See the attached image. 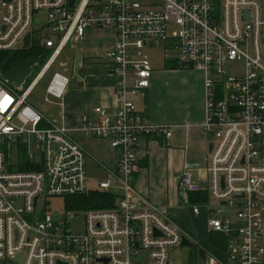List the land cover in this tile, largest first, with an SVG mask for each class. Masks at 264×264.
<instances>
[{
	"label": "built area",
	"instance_id": "built-area-1",
	"mask_svg": "<svg viewBox=\"0 0 264 264\" xmlns=\"http://www.w3.org/2000/svg\"><path fill=\"white\" fill-rule=\"evenodd\" d=\"M145 1L0 0V51L23 47L35 14L46 11L49 34L41 44L51 52L45 65H32L31 75L40 70L30 83L18 88L0 78V264H174L171 253L185 235L135 186L141 140L172 136L132 99L151 85L145 50L162 44L177 68L206 75L203 130L215 137L208 183L195 178L201 164L185 163L179 175L182 204L211 196L223 215L211 209L208 227L226 236L225 258L202 247L206 264H264V0ZM95 28L116 32L106 58L121 82L116 107L93 109L96 118L87 117L82 132L115 152L114 169L95 160L106 173L99 191L115 199L108 209L73 211V218L83 213V228L74 232L49 208L52 198L66 205L95 192L87 188L89 155L28 99L68 44ZM70 85L56 74L47 93L60 100Z\"/></svg>",
	"mask_w": 264,
	"mask_h": 264
},
{
	"label": "crops",
	"instance_id": "crops-1",
	"mask_svg": "<svg viewBox=\"0 0 264 264\" xmlns=\"http://www.w3.org/2000/svg\"><path fill=\"white\" fill-rule=\"evenodd\" d=\"M115 38L114 30L95 28L88 30L83 40L71 41L82 43L74 59L80 71L77 74L75 72L73 82L71 81L63 95V103L60 106L62 123L54 124L68 129L74 136L81 133L83 138L93 139L82 132L85 119L96 118L93 112L96 107L106 109L116 107V87L121 78L110 73V64L106 58V53ZM39 45L43 46L41 42ZM45 50L46 53H51ZM166 62L171 68L166 67L168 65ZM166 62L152 64L153 77L150 88L143 95L132 97L140 114L154 125L172 130L169 139L155 133L141 140L137 148L138 169L135 186L140 193L160 206L168 220L192 240L198 236V232L190 229L189 234L192 237L185 233L180 226L185 229H189L190 226L176 219L175 213L180 209V205H184L179 197V175L183 171L184 163L202 165L201 169H196L199 172H195V178L203 187L207 186L209 179L206 165L209 144L212 141L203 130L206 120V75L202 71L181 70L168 60ZM188 160L190 162H187ZM110 168H115V152L114 163ZM202 197V195L194 197V200L198 201L192 203H202L200 201ZM169 217L177 220L179 224ZM212 233L215 239L220 236L225 239L223 250L214 245L213 252L211 251L218 258L224 259L227 248L226 236L214 231ZM201 257L202 264H206L207 260L202 250ZM190 264L196 262L192 261Z\"/></svg>",
	"mask_w": 264,
	"mask_h": 264
},
{
	"label": "rangeland",
	"instance_id": "rangeland-1",
	"mask_svg": "<svg viewBox=\"0 0 264 264\" xmlns=\"http://www.w3.org/2000/svg\"><path fill=\"white\" fill-rule=\"evenodd\" d=\"M154 1L156 0H146L145 2L151 3ZM47 22L48 19L46 11L38 12L35 14L34 22L30 29L34 40L36 39L39 42H42L47 37V35L49 34L46 26ZM53 38L55 44L57 45L60 40L59 37L55 36ZM81 45L82 43L78 44L70 42L68 46L60 53L58 58L52 63L47 72L39 80L31 94L29 95L28 102L35 109H37L46 120L52 123H62V121L60 120V106L63 101L62 99L58 100L50 96L47 93V89L56 74L66 76L73 82L75 72L77 74V72L80 71L74 59L77 49L81 48ZM20 50H23L22 45H19L12 52H18ZM145 53L148 55L151 64H164L168 60L167 57L170 56L169 52L165 50L164 44H162V46L158 45L156 47H149L145 50ZM50 55L51 53H47L43 65L49 59ZM39 70V68L33 69L32 75L27 79V83H30L35 78ZM77 136V139L85 146V149L89 155L87 160V188L89 190L98 192L100 190L98 183L100 180L105 179L106 173L99 167L95 160L100 163H106L109 168L112 167L114 163V150L109 146L107 142H104L102 140L85 139L81 136V133ZM208 136L210 141L215 140V137L213 135ZM187 162H190V160H188ZM195 172L198 173L199 171L196 170ZM99 192L101 193V191ZM172 192L174 193V188H172ZM50 205V213L58 215V217H60L62 221L67 220L70 223L74 232L82 230L83 213L81 214L80 218H73L74 213L73 211H69L66 208L63 198H52ZM194 205L199 207L200 213L198 216H195L192 212L193 204H185L182 206L180 205V209L175 213L176 219H178L179 221L181 220L183 224L190 226L189 229H185L184 227L179 225L180 228L190 237L192 236L189 234V231L190 229H193L194 232H198V236L196 238H192V240H194L195 242V246L192 247L194 249L188 247H179L172 251L171 256L174 260V264H190L192 261L196 262V264H202V247H207L212 251V248H214L215 246L219 247L222 250L225 246V239L222 236L215 239L214 234L208 227L209 211L211 209L216 211L215 214H217L219 218L223 217V215L217 213L219 207L218 202L210 196L207 201ZM171 220L177 223V225L179 224L177 220L173 218H171Z\"/></svg>",
	"mask_w": 264,
	"mask_h": 264
},
{
	"label": "trees",
	"instance_id": "trees-1",
	"mask_svg": "<svg viewBox=\"0 0 264 264\" xmlns=\"http://www.w3.org/2000/svg\"><path fill=\"white\" fill-rule=\"evenodd\" d=\"M46 55V50L43 46L39 45V41L36 39L28 50H20L18 52L0 51V78L4 77L6 73L27 59L31 60L32 64L38 63L39 67H41L45 61ZM166 67L171 68V65L168 63ZM194 197L196 196H192V202L196 203L198 200H194ZM114 199L115 198L112 194H106L103 192L100 193L98 191L76 196L73 198V200L71 198L69 203H67L65 206L69 211H78L84 209H108L113 207Z\"/></svg>",
	"mask_w": 264,
	"mask_h": 264
},
{
	"label": "water",
	"instance_id": "water-1",
	"mask_svg": "<svg viewBox=\"0 0 264 264\" xmlns=\"http://www.w3.org/2000/svg\"><path fill=\"white\" fill-rule=\"evenodd\" d=\"M75 2V0H70V4L73 5ZM248 11L244 12L245 18L247 17ZM31 43H32V32L27 33V35L24 38V44L22 49L23 50H28L31 47ZM32 61L27 59L25 61H23L22 63H20L17 67H15L14 69H12L11 71H9L8 73H6L4 75V79L9 82L10 84H12L15 87H21L25 80L30 77L31 75V71H32ZM214 147V143L211 142L209 144V153L212 152ZM77 216V215H75ZM195 246V243L187 236L183 237L182 240V244L181 247H188V248H192ZM22 256H20L17 261H21Z\"/></svg>",
	"mask_w": 264,
	"mask_h": 264
},
{
	"label": "flooded vegetation",
	"instance_id": "flooded-vegetation-1",
	"mask_svg": "<svg viewBox=\"0 0 264 264\" xmlns=\"http://www.w3.org/2000/svg\"><path fill=\"white\" fill-rule=\"evenodd\" d=\"M194 242V241H193ZM195 243V242H194Z\"/></svg>",
	"mask_w": 264,
	"mask_h": 264
}]
</instances>
